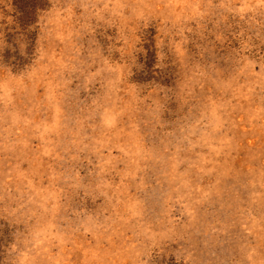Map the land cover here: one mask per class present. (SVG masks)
I'll use <instances>...</instances> for the list:
<instances>
[{
    "label": "rangeland",
    "instance_id": "obj_1",
    "mask_svg": "<svg viewBox=\"0 0 264 264\" xmlns=\"http://www.w3.org/2000/svg\"><path fill=\"white\" fill-rule=\"evenodd\" d=\"M0 264H264V0H0Z\"/></svg>",
    "mask_w": 264,
    "mask_h": 264
}]
</instances>
